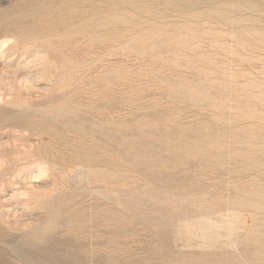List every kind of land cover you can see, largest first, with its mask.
<instances>
[{"label":"rangeland","instance_id":"obj_1","mask_svg":"<svg viewBox=\"0 0 264 264\" xmlns=\"http://www.w3.org/2000/svg\"><path fill=\"white\" fill-rule=\"evenodd\" d=\"M21 1L0 0V12ZM200 1L197 8L176 0L139 2L156 11V19L133 12L135 30L159 22L188 31L169 29L141 48L129 37L114 42L110 53H48L22 36H0V112L15 119L28 109L41 118L60 102H79L85 117L108 111L115 133L125 130L133 143L132 158L137 149L146 157L138 166L71 167L74 178L99 171L97 202L90 192L79 194L52 178L63 170L43 172V165L25 163L0 178V191L7 187L0 205L14 215L10 220L45 217L47 210L32 195L50 192L83 219L94 216L106 224L112 217L117 257L124 263L174 243V252L190 246L230 254L229 264H264V0ZM199 11L206 13L188 18ZM14 44L16 50L7 49ZM38 142L27 129L1 125L0 163L28 155ZM107 172L115 177L113 198L101 202ZM125 197L131 224L123 242ZM206 207L215 209L208 219L218 250L204 247L195 224L200 216L194 215Z\"/></svg>","mask_w":264,"mask_h":264},{"label":"bare ground","instance_id":"obj_2","mask_svg":"<svg viewBox=\"0 0 264 264\" xmlns=\"http://www.w3.org/2000/svg\"><path fill=\"white\" fill-rule=\"evenodd\" d=\"M142 1L22 0L15 4L11 11L0 12V36H22L25 41L38 42V48L46 47L43 50L48 53H110L113 43L125 38L132 37L135 46L141 48V45L151 38L153 39L149 41L157 43L162 35H167L169 29L188 33L187 30L176 28L169 23L160 26L159 22H155L151 27L135 30L130 21L133 12L156 19V11L144 7L139 3ZM176 1L178 5L186 4L194 8L199 7L197 4L201 3L200 0ZM205 13L206 11L194 12L189 14L188 18H201ZM216 16L217 19L228 20L224 14ZM17 47V44H14L7 49L16 50ZM10 72L16 75L15 78L20 75L16 70ZM83 108L86 106L79 102L72 104L66 100L55 106V113H42L41 118H36L34 112L28 109H22L15 119L0 112V126L18 125L34 133L39 140L38 146L28 155L1 161L0 178L12 173V170L15 172L25 163L35 162L39 166L43 165V172L63 170L61 175L58 173V179L52 172V178L58 183L67 181V185L79 194L90 192L97 202L94 195L99 196L95 189L98 188L97 184H100L99 171L90 170L86 179L84 175L74 178L76 173L71 167L90 169L105 166L112 169L116 164L128 167L133 166L134 162L135 166H138V161H145L146 157L138 153L140 149L134 151L135 158H132L133 143L125 130L115 133L108 111L101 113L97 110L92 116L85 117L81 111ZM198 146H193V152L197 156L201 154ZM67 172L72 173V181L67 179ZM92 179L93 182L90 181ZM114 179L112 172H107V179L103 181L106 192L101 202L113 198ZM6 188L0 192H4ZM40 194L32 196L38 197L37 204L47 210V215L34 218L33 221L26 222L15 218L10 220L14 215L7 213L6 206L0 205L3 207L0 210V264H229L228 257H232L227 253H204L200 250L194 252L195 248L190 246L185 251L174 252V243H170L169 246L156 250L154 254L149 251L146 258L124 263L122 258L117 257L114 245L117 228L112 217L106 224H100L94 216L83 219L77 210L62 204L59 197H52L50 192L46 195ZM40 198L47 199L40 201ZM126 201L125 197L122 204L120 203L123 208L120 220L124 233L123 242L127 241L131 224ZM214 210L212 207H206L199 210L201 214L194 215L200 216L195 224L200 229V235L202 234V242L206 245L204 247H209L210 251L215 248L218 250L220 245L218 233L208 219ZM105 213L110 215L108 207ZM233 243L235 241H232Z\"/></svg>","mask_w":264,"mask_h":264}]
</instances>
